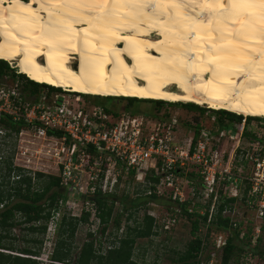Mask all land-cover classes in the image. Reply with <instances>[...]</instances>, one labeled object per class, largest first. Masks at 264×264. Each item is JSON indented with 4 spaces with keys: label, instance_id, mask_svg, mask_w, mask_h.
<instances>
[{
    "label": "bare ground",
    "instance_id": "bare-ground-1",
    "mask_svg": "<svg viewBox=\"0 0 264 264\" xmlns=\"http://www.w3.org/2000/svg\"><path fill=\"white\" fill-rule=\"evenodd\" d=\"M0 59L81 94L264 117V0H0Z\"/></svg>",
    "mask_w": 264,
    "mask_h": 264
},
{
    "label": "built area",
    "instance_id": "built-area-1",
    "mask_svg": "<svg viewBox=\"0 0 264 264\" xmlns=\"http://www.w3.org/2000/svg\"><path fill=\"white\" fill-rule=\"evenodd\" d=\"M65 91L33 96L0 83V165L11 157L14 166L34 175L38 168L32 166V156L39 159L38 154H43L63 189L83 191L85 195L115 192L132 173L133 180L153 185L158 196L174 204L163 218L165 230L176 223L180 205L189 203L188 211L193 212L195 202L190 192L198 199V213L208 211V224L219 212L220 204L226 203L222 216L229 217L226 214L232 207L231 199L244 196L247 205L264 220V138H257L260 147L248 156L240 146L245 119L234 130V136L233 130L216 125L184 127L174 114L158 120L107 111L100 105L71 101L62 94ZM4 119L22 122L24 127L15 132L2 123ZM25 135L41 139L40 147L32 149L35 154L23 145ZM13 136L18 141L15 154L11 147ZM248 157L252 176L245 170ZM245 183L250 187L244 195ZM67 204L68 198H61L57 207ZM83 206L98 219L93 202L86 199ZM58 209L49 223L55 224Z\"/></svg>",
    "mask_w": 264,
    "mask_h": 264
},
{
    "label": "trees",
    "instance_id": "trees-1",
    "mask_svg": "<svg viewBox=\"0 0 264 264\" xmlns=\"http://www.w3.org/2000/svg\"><path fill=\"white\" fill-rule=\"evenodd\" d=\"M12 79V87L18 88L21 92L29 95H37L41 92H47L49 95L61 93L63 90L45 83H38L31 80L23 73H17L15 68L9 66L8 62L0 59V77ZM21 85V87H20ZM43 89V90H41ZM77 93V92H75ZM89 97L86 94H77ZM97 96V95H96ZM106 99H124L126 105L120 112H128L131 114H140L135 107L140 102H151L154 104L156 111H159L163 105L175 102H167L163 100L140 99L136 97L126 96H102ZM182 105L187 111L194 113L191 120H182L179 122L184 127H193L196 129L204 126L202 118L207 112H211L210 119H205L208 126L216 125L220 129L227 128L236 130L235 124H241L245 119L244 128L251 119H257L254 116H243L224 109L203 108L195 103H176ZM105 108V107H104ZM107 111L108 108H105ZM197 112V113H196ZM213 113V114H212ZM172 115L170 111L162 114L157 112L153 119L165 120ZM214 115V121H212ZM212 116V117H211ZM179 119V118H178ZM211 120V122H210ZM11 130L18 132L24 124L22 122L14 123L7 119L2 120ZM210 124V125H209ZM243 138L250 135L246 129L243 130ZM257 140V136L253 135ZM133 174H129L128 179H133ZM157 179L154 178L153 181ZM60 179L56 175L46 174L43 172H35L34 176L26 174L20 167L13 165L11 157H8L2 165H0V264H39L36 259L41 251L43 237L47 231L48 222L53 212L58 209L57 202L59 199H66L67 190L63 189L59 183ZM245 193L249 189V183ZM142 192L134 198V207L138 209L148 202H163L166 206L173 209L174 204L167 199L158 196L153 190V185L145 184ZM150 191V193H149ZM127 197V194H123ZM122 196V197H123ZM86 198L94 203L96 207V216L99 222L103 224L102 231L106 229L108 223L113 220V224L118 229L120 227L121 212L117 213L113 218V206L118 199L115 192L102 193L96 191L93 195H86ZM245 200V196L242 198ZM237 198H232L234 203ZM119 201L125 208L123 198ZM189 203L180 205L178 215H186L191 221V232L195 234L200 225H206L208 229L215 228L227 232L224 244L221 246V262L220 264H232V260H236L241 254H251L260 258H264V245L259 246L258 243L251 244V235L247 232L240 237L238 228L233 227V223L229 217L222 216V210L226 207V203L219 205V212L214 216V220L209 224L206 222L208 211L204 215L199 214L196 209L193 212L188 211ZM19 215V216H18ZM132 214H129L128 218ZM90 211L83 210L81 215L71 216L64 214L57 224L56 240L53 250L49 255L47 264H143V262L135 258V245L137 239L150 237L155 234V219L151 215L144 213L141 219L134 218L133 225H127L126 229L116 239L112 240L111 245L103 251L101 246L96 247V239L89 233L90 239L83 242L78 251L71 253V244L78 225L89 219ZM24 225V229L31 233V236H25L26 242L24 246L15 244L16 238L12 233V229L17 225ZM252 232V231H251ZM260 241V238L257 240ZM203 240L200 236H195L185 251L181 252L175 260V264H200L198 256L203 249ZM208 261V258L205 260ZM243 264V263H242Z\"/></svg>",
    "mask_w": 264,
    "mask_h": 264
},
{
    "label": "rangeland",
    "instance_id": "rangeland-1",
    "mask_svg": "<svg viewBox=\"0 0 264 264\" xmlns=\"http://www.w3.org/2000/svg\"><path fill=\"white\" fill-rule=\"evenodd\" d=\"M72 61L73 63H76L75 59H72ZM8 64L10 67L15 68L17 73H20L19 68L15 64L10 62H8ZM0 83H4L6 84V86L10 87L12 86L13 82L12 79L8 76V78L0 77ZM62 94H65L68 98H70L71 101L77 100L79 102H85L90 105H100L116 112L123 110L126 105V100L124 99H106V97L87 94L86 95L89 97H85L83 95H77L81 93H75L72 91H65ZM176 103L177 102H175L174 105L165 104L159 111H156L154 104H152L151 102H140L135 107L138 108L140 114L149 116L151 118H153L154 115L157 114V112H159V114H162L165 111H170L172 115L174 114V116H177L180 121L191 120L194 117V113H192L191 111H187L186 108L182 105H176ZM200 107L209 108L204 105ZM210 113L211 112H207L203 117H200L202 118V122L204 123V125L207 124L205 123V119H210V117L208 116L210 115ZM212 116L211 117L214 118V115ZM240 125L241 124H235L234 128L236 129L237 126ZM246 128L250 132V135L244 138L242 135L240 146L244 147V152H247L248 156H250L254 150H258L260 147V144L258 145L253 135L260 138L262 137L261 139L264 138V117L251 119L250 121H248V124L244 129ZM233 135L236 136L235 131H233ZM13 137L14 139L11 140V147L13 149L12 153L15 154L18 141L15 139V136ZM23 138L26 139L23 142V145L29 146L31 148V154H35L32 149L40 147L41 139L33 135H25L23 136ZM32 141L34 142L32 143ZM239 151L240 149L238 148L235 152V160H237L239 157ZM38 156L39 159L32 156V159L34 161L32 166L38 168V170H36L35 172H43L46 174L55 175L54 170L50 169V162L45 158V156L43 154H38ZM246 162V173L247 175L252 176V165L249 157ZM31 175L34 176L33 174ZM145 184L146 183H142L133 179L123 180L122 184L116 190L118 199L116 198L112 213V216L114 218L116 217L117 213L121 212L122 216L120 220V227L116 229L113 224V220H111L106 226V229L102 231L104 225L101 224L99 220L92 216L90 213L89 219L86 222L80 223L78 225V228L76 229L74 241L70 245L71 253L75 254L78 251L79 247L83 244V242L90 239L89 233H92V237L96 239L95 246H101L102 250L105 251L108 246L111 245L112 240L116 239L117 236L119 237L122 232L125 231L127 225H133L134 218H137L139 220L142 218L144 213H147L152 214V216L155 215L154 219L156 223V230L155 234L151 235L150 237L137 239L135 245V258L137 260L143 262V264H175L176 258L181 252L186 250L188 243L192 239H194L195 236H200L203 240L204 246L198 256V259L201 261L200 264H220L221 246L224 243L227 232L223 230H216L215 228H211L209 230L206 225L202 224L200 225L196 233L192 234L191 221L185 214L178 215L176 223L171 226L170 229H163L162 221L165 215L171 211V209H169L170 207L166 206L163 202H148L143 206H139L138 209L134 207L133 200L134 198H136L137 194L142 192V189L144 188V186H146ZM247 186V183L242 185V189H245L244 195ZM81 192L82 193L76 191L66 192V199L68 198V204L59 207L56 219L54 221L55 224L48 222V231H46L44 235H40V237H43V244L41 246L39 256L36 257V259L39 261V264H47L48 262L49 255L53 250L56 240L57 224L61 217L64 214L79 217L82 213V210H85L83 202L87 199L85 195L86 193H84L83 191ZM123 194H127V197H124ZM189 196H192V199L195 202L192 206L198 212V210L200 209L198 207V199L196 198V196H193L191 192L189 193ZM119 198H123L125 208L123 207V202L121 203L119 201ZM90 207V205H86V208L90 209ZM129 214L132 215L129 219H127ZM226 215L231 218V222L233 223L232 226L238 228V230L240 231V237L249 232L248 234L251 235L252 245L256 243H258L260 247L264 245V220L258 218L256 209L248 206L244 199L241 198L235 200V202L232 204L230 212H228ZM258 229L259 231H257ZM12 233L16 238L15 244H17V246L26 245L23 237L31 236V233H28L24 229L23 224L14 227L12 229ZM258 238H260L259 242L257 241ZM207 258L208 261H205ZM231 262L232 264H264V258L253 256L251 254H241L239 257H237L236 260H232Z\"/></svg>",
    "mask_w": 264,
    "mask_h": 264
}]
</instances>
